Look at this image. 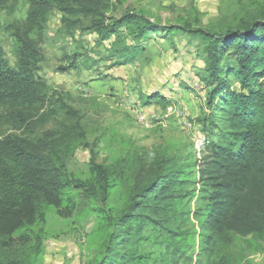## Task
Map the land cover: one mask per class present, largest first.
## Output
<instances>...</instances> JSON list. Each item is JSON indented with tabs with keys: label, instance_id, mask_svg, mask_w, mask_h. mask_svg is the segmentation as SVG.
<instances>
[{
	"label": "trees",
	"instance_id": "16d2710c",
	"mask_svg": "<svg viewBox=\"0 0 264 264\" xmlns=\"http://www.w3.org/2000/svg\"><path fill=\"white\" fill-rule=\"evenodd\" d=\"M17 1L0 0V9ZM26 2L24 19L11 26L15 67L0 41V264H40L52 209L75 223L95 214L94 247L83 264H236V239L264 241V19L252 14L240 27L221 33L188 21L160 27L202 45V80L212 87L208 106L217 116V131L201 157L180 161L166 149L133 158L128 166L90 160L81 178L65 163L84 138L77 121L72 130L36 135L56 113L47 107L48 85L38 74L48 14L53 9L78 18L98 14L93 28L100 37L125 25L133 44L116 46L122 62L132 60L156 27L137 13L105 25V0ZM231 76L238 89L231 87ZM153 99L165 101L153 93L147 103ZM5 127L11 132H3ZM121 189L122 204L109 205ZM146 244L159 253L145 251Z\"/></svg>",
	"mask_w": 264,
	"mask_h": 264
},
{
	"label": "rangeland",
	"instance_id": "374dc122",
	"mask_svg": "<svg viewBox=\"0 0 264 264\" xmlns=\"http://www.w3.org/2000/svg\"><path fill=\"white\" fill-rule=\"evenodd\" d=\"M26 9V0L0 9V41L11 67L17 61L11 26L24 19ZM102 11L105 25L137 13L156 30H149L130 62H122L116 46L133 44L125 25L116 27L110 37H100L93 28L101 19L98 14L78 18L53 9L39 46L38 74L48 85L47 107L56 113L36 129V135L66 131L77 121L84 138L75 143L65 163L81 178L86 177L90 160L128 166L133 158L166 149L180 161L198 159L217 131V116L208 106L212 87L202 80V45L181 31L160 27L188 21L194 28L221 33L240 27L252 14L264 19V0H105ZM229 83L238 89L232 76ZM153 93L165 101L147 103ZM2 131L11 132L6 127ZM124 196V189L115 191L107 203L118 207ZM96 224L92 213L75 223L49 210L40 264H83L94 247ZM247 241L238 238L232 246L236 264H264V241ZM144 250L159 253L148 244Z\"/></svg>",
	"mask_w": 264,
	"mask_h": 264
}]
</instances>
